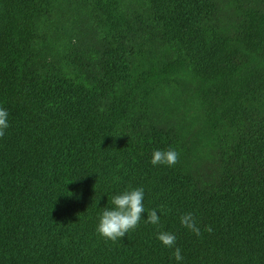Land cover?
I'll return each mask as SVG.
<instances>
[{
	"label": "trees",
	"instance_id": "16d2710c",
	"mask_svg": "<svg viewBox=\"0 0 264 264\" xmlns=\"http://www.w3.org/2000/svg\"><path fill=\"white\" fill-rule=\"evenodd\" d=\"M0 108V264H264V0H0Z\"/></svg>",
	"mask_w": 264,
	"mask_h": 264
},
{
	"label": "clouds",
	"instance_id": "9594fccd",
	"mask_svg": "<svg viewBox=\"0 0 264 264\" xmlns=\"http://www.w3.org/2000/svg\"><path fill=\"white\" fill-rule=\"evenodd\" d=\"M9 127L8 112L0 108V137L4 136L5 130ZM179 154L174 149L155 150L151 156L152 165L173 166L178 162ZM112 207L105 208L99 217L96 232L103 238L116 242L124 237L129 231L134 230L145 212L144 189L142 187L128 188L121 194L112 196ZM160 216L156 210H150L147 214V222L158 225ZM180 224L194 233L201 235L200 227L192 213H185L180 216ZM204 231L211 232L210 226L205 227ZM157 239L167 248L176 245V236L173 233L159 231ZM173 257L176 261L183 260L181 249L175 247Z\"/></svg>",
	"mask_w": 264,
	"mask_h": 264
},
{
	"label": "rangeland",
	"instance_id": "374dc122",
	"mask_svg": "<svg viewBox=\"0 0 264 264\" xmlns=\"http://www.w3.org/2000/svg\"><path fill=\"white\" fill-rule=\"evenodd\" d=\"M87 15H89V14H87ZM91 21H93V20H91ZM96 26V25H95Z\"/></svg>",
	"mask_w": 264,
	"mask_h": 264
}]
</instances>
